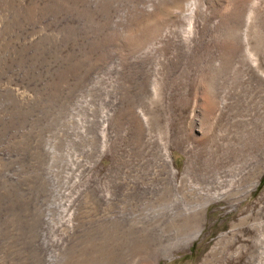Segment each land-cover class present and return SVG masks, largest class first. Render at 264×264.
<instances>
[{"label":"rangeland","instance_id":"obj_1","mask_svg":"<svg viewBox=\"0 0 264 264\" xmlns=\"http://www.w3.org/2000/svg\"><path fill=\"white\" fill-rule=\"evenodd\" d=\"M263 177L264 0H0V264H242Z\"/></svg>","mask_w":264,"mask_h":264},{"label":"built area","instance_id":"obj_2","mask_svg":"<svg viewBox=\"0 0 264 264\" xmlns=\"http://www.w3.org/2000/svg\"><path fill=\"white\" fill-rule=\"evenodd\" d=\"M250 226L257 227V230L259 229V224H250ZM225 237L228 236L227 233L224 232ZM260 236H262L261 232L259 233ZM230 237V236H229ZM255 238H259L258 236ZM253 242V241H252ZM257 245L253 248H244V260H242V264H264V238L261 240V242L258 239H254V244Z\"/></svg>","mask_w":264,"mask_h":264},{"label":"bare ground","instance_id":"obj_3","mask_svg":"<svg viewBox=\"0 0 264 264\" xmlns=\"http://www.w3.org/2000/svg\"><path fill=\"white\" fill-rule=\"evenodd\" d=\"M245 25H246V24H245ZM253 47L255 48L256 45H254ZM247 58H248V57H247ZM244 60H245V59H244ZM255 63H256V62H253V64H254L253 66H254V67H255ZM260 66H261V65H260ZM262 76H263V75H262ZM256 182H257V181H256ZM185 188H186V187H185ZM185 188H184V189H185ZM172 189H173V188H172ZM170 190H171V189H170ZM185 192H186L188 195H190L193 199H196V197H195V192L193 191V189H189V191L187 190V191H185ZM199 194H200L199 196H200L201 198L204 197V194H201V193H199ZM196 195H197V194H196ZM204 202H205V201H204ZM208 204H209V201H207L206 204H204V211H205V209L207 208ZM189 205H194V204H193V202H190ZM23 221H24V220H23ZM201 230H202V229L198 230V231L194 234V236L192 237V239H194L195 237H197V236L199 235V233L201 232ZM224 237H225V235H224ZM192 239H191V240H192ZM8 246H9V245H8ZM9 247H10V246H9Z\"/></svg>","mask_w":264,"mask_h":264},{"label":"trees","instance_id":"obj_4","mask_svg":"<svg viewBox=\"0 0 264 264\" xmlns=\"http://www.w3.org/2000/svg\"><path fill=\"white\" fill-rule=\"evenodd\" d=\"M264 178V177H263Z\"/></svg>","mask_w":264,"mask_h":264}]
</instances>
